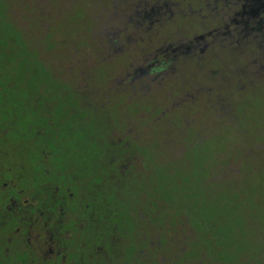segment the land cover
Segmentation results:
<instances>
[{"label":"rangeland","instance_id":"obj_1","mask_svg":"<svg viewBox=\"0 0 264 264\" xmlns=\"http://www.w3.org/2000/svg\"><path fill=\"white\" fill-rule=\"evenodd\" d=\"M147 1L0 0V32L3 21L16 29L21 46L61 85L41 94L37 68L14 38L6 60L0 56V82L14 84L17 97L28 85L33 96L58 98L61 125L85 121L93 138L83 141L77 131L73 147L65 135L58 157L71 169L91 143L102 160L109 185L96 186L98 203L125 217L108 223L118 259L133 249L131 264H264V60L245 69L248 54L215 48L137 78L142 56L186 37L179 27L188 22L170 20L173 0H161L152 24L129 23L131 13L156 3ZM61 87L68 98L54 97ZM44 110L53 112L50 104ZM44 110L18 107L16 116L40 123ZM16 149L24 152L25 143ZM27 173L14 171V179L34 182ZM79 211L96 226L111 220Z\"/></svg>","mask_w":264,"mask_h":264},{"label":"flooded vegetation","instance_id":"obj_2","mask_svg":"<svg viewBox=\"0 0 264 264\" xmlns=\"http://www.w3.org/2000/svg\"><path fill=\"white\" fill-rule=\"evenodd\" d=\"M153 2L156 3L151 7L147 5L131 13L129 23L152 24L164 8L161 0ZM172 5L174 10L170 20L180 16L188 21L179 27L186 37H176L158 50L144 54L143 64L135 70L137 78L155 74L158 77L178 56L202 57L208 49L215 48L248 54L245 69H249L252 59L255 64L264 60V0H173ZM2 23H5V29L2 27L0 32L3 35L0 56L7 49L12 51L8 43L14 36L10 37L8 33L16 34L11 25ZM29 55L27 52L32 62L36 60ZM38 80L42 84L41 94L47 92L49 96L52 84L61 85L52 77ZM28 90L26 85V96L17 97L14 84L0 82V110L5 111L0 119V264H131L129 256L134 250H126L127 254L118 259L109 242L108 223L117 219L123 221L125 217L120 212V216H109L117 208L109 202H104L103 206L98 203L96 186L109 185V177L99 170L102 160L96 157L93 145L85 143L89 156H79L71 169L65 159L58 157L65 135L71 143L68 146L74 147L81 140L75 132L82 131L85 141L92 137L91 131L82 124L85 121L76 120L77 117H73L75 123L72 125L59 124L62 115L57 113L58 98L54 101L40 99ZM61 90L64 89L61 87L54 97L68 98ZM28 96L32 98L31 102H24ZM75 97H69L72 107L80 104ZM49 104L52 113L44 110ZM18 107L34 113L42 107L44 113L39 117L42 124L16 116ZM13 120L15 124L19 123L15 129H8L7 124ZM18 141L25 143L24 152L16 149ZM6 142L12 145L13 151L5 147ZM51 159L56 163L52 164ZM98 170L100 172L96 173ZM14 171H27L34 182H17ZM80 207L84 209L83 216L95 217L97 214L101 221L104 218L111 220L103 227L96 226L95 220L80 218Z\"/></svg>","mask_w":264,"mask_h":264},{"label":"trees","instance_id":"obj_3","mask_svg":"<svg viewBox=\"0 0 264 264\" xmlns=\"http://www.w3.org/2000/svg\"><path fill=\"white\" fill-rule=\"evenodd\" d=\"M15 32H16V34H14V35H10V33H8V35L10 36V37H12V36H14L13 38H15V39H17L18 40V44H20V45H18V47H20L21 48V50H22V54L23 55H27V51L25 50V46L24 45H22L21 46V35H20V33L17 31V30H15ZM4 38H8V37H5L4 36ZM33 64H35V66H36V68H37V75L35 74V76H37V77H39V78H47V77H51L47 72H46V70H45V68L43 67V65L41 64V62H39V61H37V60H33V62H32Z\"/></svg>","mask_w":264,"mask_h":264}]
</instances>
